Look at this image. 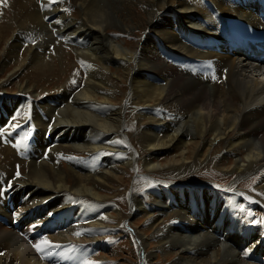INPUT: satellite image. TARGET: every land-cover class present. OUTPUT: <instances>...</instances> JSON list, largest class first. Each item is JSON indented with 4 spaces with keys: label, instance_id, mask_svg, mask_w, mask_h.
Masks as SVG:
<instances>
[{
    "label": "bare ground",
    "instance_id": "1",
    "mask_svg": "<svg viewBox=\"0 0 264 264\" xmlns=\"http://www.w3.org/2000/svg\"><path fill=\"white\" fill-rule=\"evenodd\" d=\"M0 6L11 24L10 29L0 25V73L8 68L0 79V131L8 115L4 110L15 101H26L19 121L24 120L23 126L38 115L34 109L39 103L26 96L38 94L36 81L20 76L29 69L39 78L51 74L49 53L61 61L62 41L75 46L70 50L84 72L77 88L58 87L43 100L47 118L39 124L41 118L36 117L33 124L56 136L58 144L49 145L31 128L36 131L35 145L29 146L34 155L19 159L14 150L27 149L26 138L16 145L18 134L9 133L17 126L4 131L8 141L0 146L6 161L0 162V184L9 179L20 212L10 217L0 199V216L7 219L0 220V264H60L44 247L56 254L66 251L70 259L80 254L87 258L111 225L136 215L147 227H127V236L135 237L144 250L133 264H149L155 250L168 259L166 264H255L256 256L264 264V223L257 213L264 212V200L241 192L237 184L253 174L264 190V65L244 58L246 43L232 36L238 25L228 22L264 30V0H0ZM137 8L140 15L134 14ZM138 30L145 35L137 43L110 36H135ZM23 40L32 45L21 54ZM7 83L14 86L11 93ZM39 147L49 149L45 160H37ZM14 154L18 161L12 159ZM15 164L23 169L19 179L10 177ZM210 165L232 180L219 185L210 179H184ZM136 176L149 186L140 193L134 192ZM127 179L130 187L125 188ZM19 194L28 196L23 201ZM167 195L170 205L160 201ZM124 198L129 205L125 216L118 206ZM51 199L49 212L63 218H37L44 210L41 203ZM209 206H215L214 215ZM76 210L85 217H75ZM222 215L227 227L219 229L216 223ZM215 216L218 219L209 220ZM230 229L235 237L229 236ZM41 233L47 235L40 238ZM244 237L250 243L246 251L238 248ZM149 239L156 240L153 251ZM37 244L44 251H38ZM84 260L110 264L106 258Z\"/></svg>",
    "mask_w": 264,
    "mask_h": 264
},
{
    "label": "rangeland",
    "instance_id": "2",
    "mask_svg": "<svg viewBox=\"0 0 264 264\" xmlns=\"http://www.w3.org/2000/svg\"><path fill=\"white\" fill-rule=\"evenodd\" d=\"M1 7V6H0ZM140 9V10H139ZM137 8V9H134V14H136V15H140L141 14V8ZM4 10H6L5 8L4 9H2L1 8V10H0V13L2 14H0V18L2 19H0V23H2V24H0L2 27H4V28H8V29H10V26H11V24H10V20L8 19L9 17V14H8V12L7 11H4ZM5 13V15H3L4 13ZM73 15H76V13L74 12V10H73ZM51 16V15H50ZM4 18V19H3ZM9 20V21H8ZM10 25V26H9ZM139 31V30H138ZM116 33V34H115ZM115 33H110V36L111 37H114V38H116L115 40H117L118 42L119 41H122V40H124L125 41V39H126V42H130V43H137V41H138V39L139 40H143L144 39V35H145V33H143V32H141L140 33V31L138 32V33H136V35L135 36H133V34L131 35V34H126V35H119L118 36V33L117 32H115ZM118 37H116V36ZM128 38H127V37ZM135 39H134V38ZM142 37V38H141ZM57 39H55V43H58V37H56ZM120 38V39H119ZM25 41V42H24ZM64 41H62L61 43H60V46H61V49H62V51L64 52V54H65V56L64 57H62V59H61V61H60V59H58V58H56L55 56H54V54L53 53H51L50 51L51 50H49V51H47V55H49V54H51V56H53V71H52V73L51 74H49V75H46V77L43 75H40V78H39V76H37V74L36 73H34V72H31L32 71V69L30 70H24L23 71V73L21 74V76L20 77H27V78H29V79H33V81L32 82H35V85L37 86V89H36V92L38 93V94H36L35 96H32V95H30V94H26V96H28V97H31V99L32 100H34L36 103H39L38 105H40V106H37L35 109H34V113L35 114H38L37 116H34L33 117V119H32V117H31V119H29L28 120V122L29 123H27V125H22L21 123H23V121L22 122H19V121H21L22 120V118H23V113H24V109H25V106H24V103L26 102L24 99L22 100V102L21 103H16V101H15V103L12 105V107L10 108V109H6V110H4V112L6 113V114H8L7 116L5 115L4 116V124H3V127L5 128H3L4 130H2V131H0V139L1 140H3L4 138V140H3V143L0 145V146H4V147H6L5 146V142H7L8 140H7V138H8V135L7 134H5V132L6 131H10V130H13V129H15V126H17V128L14 130V131H11L10 133H9V135H11V134H18L17 135V138L15 139V143H16V145H18V142H19V139L20 138H23V139H25V145L24 146H26L27 147V149H22V151H20L19 152V150L18 151H16V150H14L15 152H16V154L17 153H19V155L18 156H21L19 159H24V157L25 156H28L27 154H29L30 156H33L34 155V152L33 151H30L29 150V146H30V144L31 143H33V145H35V135H33V134H35V132L36 131H34L35 130V128H36V126H34L33 127V124L35 125V120H36V117H40L41 119H40V122H39V124H42V122H44V120H46L45 118H47V115H45V114H47V113H45V109H43V107L41 106V103L43 102V100L44 99H46L47 97H51L52 95H55L54 94V91L55 92H57V91H59V90H61V89H68L69 87V91H71V89H73V88H77L78 87V85H80L79 83H81L80 81L82 80V77H83V69L81 68L82 66L80 65V64H78L77 62H76V60H75V56H74V54L72 53V51L70 50L71 48L73 49V48H75V46L74 47H72L73 45H71V44H69V43H67V42H64ZM25 43V44H24ZM29 43L30 42H27L26 40H23L22 41V44L24 45V47L22 48V50H20V53L22 54L23 52H24V50L28 47V45H29ZM66 43L68 44V45H66ZM31 45H32V43H30ZM69 45H71V46H69ZM51 47V46H50ZM50 47H49V49H50ZM71 47V48H70ZM77 47V46H76ZM67 50L69 51V53L67 52ZM66 51V52H65ZM50 52V53H49ZM49 53V54H48ZM46 60H49V57L48 58H46ZM52 61V60H51ZM62 61H64L63 63H62ZM59 62H61V63H59ZM68 63V64H67ZM59 66H58V65ZM62 64V65H61ZM62 66V68H61V66ZM73 65V66H72ZM59 68H58V67ZM64 66V67H63ZM71 66L73 67V68H71ZM76 66V67H75ZM71 68V69H70ZM8 69V68H7ZM7 69H4V73H0V79L1 78H3V77H5V76H7V73L8 72H6L7 71ZM67 69V70H66ZM57 70V71H56ZM63 70V71H62ZM68 70H69V72H68ZM75 70H77L76 72L78 73L77 75H74V74H76L75 73ZM30 73H31V75H30ZM35 74V75H34ZM65 74V75H64ZM72 74H73V76H72ZM29 76V77H28ZM79 76V77H78ZM81 76V77H80ZM31 77V78H30ZM43 77V78H42ZM45 77V78H44ZM72 79H71V78ZM36 78V79H35ZM43 80H42V79ZM49 78V79H48ZM56 78H58V79H56ZM62 78V79H61ZM77 78V79H76ZM255 78L256 79H260V76L258 77V76H255ZM52 79V80H51ZM53 79H56L55 81L53 80ZM61 79V80H60ZM48 80V81H47ZM80 80V81H79ZM44 81V82H43ZM68 81V82H67ZM52 82H53V84H52ZM39 83H40V85H39ZM46 83V84H45ZM74 83V84H73ZM56 84V85H55ZM68 84V85H67ZM69 84H71V85H69ZM10 85V86H9ZM58 85V86H57ZM64 85V86H63ZM76 85V86H75ZM6 87V89H7V91L9 92V93H11V90L14 88V86L13 85H11V84H8L7 83V85H5ZM42 86V87H41ZM47 87V88H45V87ZM55 86V87H54ZM72 86V87H71ZM74 86V87H73ZM12 87V88H11ZM40 87V88H39ZM59 87V88H58ZM62 87V88H61ZM59 90H58V89ZM61 88V89H60ZM5 89V90H6ZM50 90V91H49ZM54 90V91H53ZM42 91V92H41ZM4 92L3 91H0V94H3ZM52 93V94H51ZM48 94H50V95H48ZM15 97H17V96H15ZM67 99H69V95L66 97ZM66 98H65V100H66ZM18 99V97L17 98H15V100H17ZM38 100V101H37ZM62 100H64V98H61V100L60 101H58L57 103H60ZM23 103V104H22ZM4 104V101L2 102V100L0 99V108L2 109V105ZM17 106V107H16ZM41 107V108H40ZM50 107H52V106H50ZM20 109V110H18V109ZM41 109V110H40ZM43 109V110H42ZM3 110V109H2ZM8 110H9V112H8ZM15 110V111H14ZM39 111V112H38ZM16 112V113H15ZM42 112V113H41ZM21 114H22V116H21ZM18 115V116H17ZM41 115H44V116H41ZM19 116H21V117H19ZM46 116V117H45ZM9 117V118H8ZM11 117V118H10ZM44 117V118H43ZM52 118V117H51ZM13 120V121H10V120ZM53 119V118H52ZM1 120V119H0ZM17 121V122H16ZM6 122V123H5ZM14 125H12V124ZM16 123V124H15ZM19 124V125H18ZM39 124H38V127L36 128L37 130H39L38 132V135L39 134H41V137L43 138V141L44 142H46V143H48L49 145H51V143H54V145H56V144H58L59 143V140H58V138L56 137V136H53V137H51V135L50 134H46L45 133V130H41V128H40V126H39ZM9 125V126H8ZM49 126L50 124H48V123H46V126ZM8 126V127H7ZM12 126V127H11ZM10 128V129H9ZM13 128V129H12ZM20 128V129H19ZM23 128V129H22ZM31 128H34V130H31ZM8 129V130H7ZM6 130V131H5ZM21 130H23V131H21ZM5 131V132H4ZM18 131V132H17ZM25 131H27V133H25ZM22 132L24 133V134H22ZM29 132H31V136L30 135H28V133ZM20 133H21V136H19L20 135ZM2 135H3V137H2ZM49 135V136H48ZM7 137V138H6ZM48 138V139H47ZM33 139V140H32ZM45 139V140H44ZM70 139H71V137H69L68 138V141H70ZM6 140V141H5ZM29 140H30V142H29ZM53 141V142H52ZM56 141V142H55ZM4 144V145H3ZM7 144V143H6ZM29 144V145H28ZM4 147H0L1 149H3ZM39 149V151H38V154L36 153L35 155L36 156H38V158H37V160H45L46 159V157H47V153H48V151H49V149H48V147H45V148H41V147H39L38 148ZM47 151V152H46ZM26 152H29V153H26ZM33 152V153H32ZM21 154V155H20ZM25 154V155H24ZM2 156H1V154H0V162H2V161H4V163H6V161L5 160H3V157L1 158ZM45 158V159H44ZM12 159L13 160H15V161H18L19 159L15 156V154L14 155H12ZM28 160V159H27ZM30 160V159H29ZM17 168H16V167ZM15 166L14 165H12V168H11V170L10 171H12L11 172V175H10V177L12 178V177H14L15 179H19L20 178V172H22L23 171V169H22V171H21V167H19L18 165H16L15 164ZM213 168H214V170H213ZM16 169H18V170H16ZM208 169H212L213 171V173H211V171H210V173L208 172L209 170ZM15 170V171H14ZM218 170V171H217ZM222 169H220L219 170V168H217V167H214L213 165L211 166H207V169H206V167H201L200 168V170H198V171H200V172H202V173H199V174H197V175H195V176H193L192 174L191 175H189V176H187V177H185L184 179L185 180H190V181H197V182H202V181H205V180H213L215 183H217V184H219V185H221V183H222V185H226V184H228L231 180H232V178L233 177H231V176H228V175H226L225 176V174L223 173V171H221ZM216 172H217V174H216ZM14 173V174H13ZM17 173H19V175H17L16 176V174ZM219 173V174H218ZM206 175V176H204V175ZM212 174H213V178H212ZM12 175H14V176H12ZM204 177H203V176ZM210 175V176H209ZM215 175V176H214ZM218 175V176H217ZM223 176V177H220V176ZM192 176V177H191ZM209 176V177H208ZM228 176V177H227ZM17 177V178H16ZM140 177H142V178H144L143 176H140ZM217 177V178H216ZM136 178H138V179H134L132 182H133V186H135V189H134V192L135 193H140L141 192V190L144 188V190H146V188L147 187H149V186H145L142 182H141V179L139 178V176H136ZM156 178H161V177H156ZM199 178V179H198ZM225 178V179H224ZM231 178V179H230ZM249 178L250 180H247V179ZM255 177H254V175L253 174H250V175H248V176H246V177H244L243 178V180L241 179L237 184H238V186L241 188L242 186V188L240 189H238V186H237V189L238 190H240L241 192H251L250 194H252L253 196H257L258 198H261V199H263L264 200V190H262L261 188H259V185H258V182H256L255 181V179H254ZM163 179V178H162ZM195 179V180H194ZM218 179H220V180H218ZM224 179V180H223ZM229 179V180H228ZM257 179V178H256ZM8 181H9V179H7ZM166 180H172V181H175V182H177V183H174L175 185H177V184H180L181 185V182H179V181H177L176 179L174 180V179H170L169 177L168 178H166ZM187 180V181H188ZM223 180V181H222ZM6 182V183H1L0 185H5L6 186V188L4 189V194L3 195H0V199H2V202L4 203L3 204V206L5 207V209L7 210V212L9 213V216L10 217H12V218H14L13 216H12V214H13V212H20V210H17V208H15L16 206H15V202H14V200L16 199V196H15V198H14V196H13V194L12 193H14V191L13 190H11V189H13V187L12 186H9V182ZM131 181L130 179L128 180H126V182H125V188L126 187H130V185H129V182ZM136 181H138V182H136ZM140 181V182H139ZM244 181V182H243ZM249 181V182H248ZM221 182V183H220ZM241 182V183H240ZM246 182V183H245ZM140 183V184H139ZM142 183V184H141ZM240 183V184H239ZM243 183V185H241ZM253 183V184H252ZM246 184V185H245ZM249 184V185H248ZM136 185H138V187H136ZM139 185H141L142 187H140ZM180 185H178V186H180ZM255 186L254 188L252 187V186ZM244 186H247L246 188L244 187ZM259 189H258V188ZM142 188V189H141ZM136 189H138V190H136ZM139 189H141V190H139ZM243 189V190H242ZM246 190V191H245ZM247 190H249V191H247ZM140 191V192H139ZM256 191V192H255ZM195 193V192H194ZM6 194V195H5ZM142 194V193H141ZM23 195V194H22ZM22 195H20L19 194V196L21 197ZM259 195V196H258ZM25 198H24V197ZM22 196V200L24 201V200H26V198H27V194L26 195H23ZM4 197V198H3ZM169 195H167L165 198H164V196L163 197H161L160 198V201H162L163 203H165L166 202V204H169L170 205V201H169ZM19 198V197H18ZM61 198H62V196H61ZM54 199H51V200H49V201H46V202H44V203H41V208H43L44 207V210H41V215L40 216H38L37 218H45V217H47V215L49 216V217H52V218H50L49 220H52V221H54V219H56V220H59L60 218H63V214H60V215H51V212H49L50 210L46 207L47 205V203H49V202H51V201H53ZM122 200V201H121ZM119 202H118V206L119 205H121V206H119V209H120V212H122V211H124V212H122L123 213V215L125 216V215H127V212H128V210H129V208H128V200L126 199V198H124V199H121ZM168 200V201H167ZM148 201V200H147ZM115 203H116V201H115ZM112 204V203H111ZM6 206H8V207H6ZM122 206H123V208H122ZM198 206H199V201H198ZM122 209H121V208ZM8 209L10 210V211H8ZM46 209V210H45ZM48 209V210H47ZM200 210H201V213H203V212H205V211H203V209H201L200 208ZM212 210V211H211ZM258 211H257V213H261V222H263L264 223V219H263V216H262V213H264L263 211H261V210H259V209H257ZM1 211V210H0ZM42 212L44 213L45 212V214H42ZM78 214H77V213ZM76 212H75V217H82V216H84L85 217V215L82 213V212H80V211H78V210H76ZM208 212H210L212 215H214L215 214V206H209V211ZM217 212V211H216ZM12 213V214H11ZM204 215V214H203ZM210 215V214H209ZM217 216V215H216ZM216 216L215 217H210V221H213V219L214 218H216ZM21 217H22V214H21ZM56 217V218H55ZM23 218H24V215H23ZM237 218H241L240 216H238ZM204 219V218H203ZM216 219H218V217L216 218ZM224 219H225V216L224 215H222V217L220 216L219 217V219H218V221H217V226H216V228L218 227L219 229H222L223 227H227V224H226V222H223L224 221ZM0 220H2V222H6L7 221V219L5 220L3 217H1L0 216ZM131 220V221H130ZM241 220L242 221H244V218H241ZM241 221V222H242ZM132 222H134L136 225H132ZM215 222V221H214ZM221 223V224H220ZM129 224H131V225H129ZM14 225L15 224H13L12 223V225H10L11 226V228H13L14 227ZM116 225H118V226H116ZM128 225V226H127ZM112 226V230L110 231V229H108V231H106V232H104V235L102 236L103 237V239L102 240H100L98 243H97V245L98 244H100V245H98L97 246V248H95V249H93L92 251H90V253H89V255L90 256H88L87 255V258H84V257H82V254H80V255H77L76 257H71V259L70 258H67L68 257V255H65L66 254V251H64L63 253H65V254H63L60 250H59V252L56 254V252L54 253V250H52L51 248H49V247H44V248H48V251L51 253V251H52V256H53V258L55 259V260H60L61 261V263L60 264H84V263H86V262H83V260L85 259V260H97V259H99V258H103V259H107V261H109V263L110 264H112V262H113V264H133V263H138L139 262V260H141V252H144V250L142 249V247L140 246V243H139V241H137V239L135 238V237H133V236H131V237H129V236H127L128 234H127V227H129V228H131V229H133V230H136V231H138V229H142V230H144L145 229V227H147L145 224H144V222H143V220H142V216L140 217V215L139 216H137L136 215V217H134V218H129V217H124V219H122V221H121V223L120 224H113V225H111ZM110 226V227H111ZM219 226H221V227H219ZM61 228H63V227H61ZM118 228V229H117ZM14 229L16 230V228L14 227ZM119 229H121V230H119ZM49 232H48V234H53V233H55V231H52V230H48ZM56 231H58V229L56 230ZM215 233L218 235V232L217 231H215ZM147 234V233H146ZM229 236L230 237H235L236 236V234L234 233V230H231L230 229V231H229ZM233 234V235H232ZM44 234H42L41 233V235H40V238L41 237H44L45 235H47V234H45L44 236H43ZM146 237H150V234H148V235H145ZM144 236V237H145ZM246 238H247V235L245 236ZM244 237V239H243V241H240L239 240V242H240V244H239V246H238V248L240 249L241 248V250L242 251H246L247 249H248V247H249V245H250V243H248V241H246V238ZM114 239V240H113ZM105 240V241H104ZM155 241L156 240H151V239H149L148 240V243L149 244H151L150 246H148V247H150V249L153 251V250H155L154 248H155V245L153 244V243H155ZM242 242V243H241ZM244 242V243H243ZM230 246L232 247L233 245L230 243ZM124 249V250H123ZM143 250V251H142ZM141 251V252H140ZM157 250H155V251H153V256L150 258V262H149V264H157L156 263V261L157 260H159L160 261V263L159 264H166L167 263V261H168V259L167 260H165L163 257H162V254H161V252H159V251H157ZM3 252L4 251H1L0 252V255H2L3 254ZM134 252V253H133ZM50 253H47V255H50ZM67 253H70V251H67ZM134 254V255H132V254ZM140 254V255H139ZM59 255V256H58ZM55 256L57 257V258H55ZM63 257V260H62V257ZM65 256V257H64ZM247 256H250V255H247ZM41 255H40V257H39V260L40 261H42L41 260ZM60 259H59V258ZM78 257H79V259H78ZM81 258V259H80ZM66 259H68V260H66ZM83 259V260H82ZM254 259V258H253ZM260 259H262L261 257H259V256H256L255 257V260L256 261H254L255 262V264H260L259 262H258V260H260ZM65 260V261H64ZM84 260V261H85ZM63 261V262H62ZM67 261V262H66ZM72 261V262H71ZM74 261V262H73ZM76 262V263H75Z\"/></svg>",
    "mask_w": 264,
    "mask_h": 264
},
{
    "label": "snow or ice",
    "instance_id": "3",
    "mask_svg": "<svg viewBox=\"0 0 264 264\" xmlns=\"http://www.w3.org/2000/svg\"><path fill=\"white\" fill-rule=\"evenodd\" d=\"M28 135H31V132H29ZM17 175H19V173H17ZM3 194H4V189L0 188V195ZM41 243L49 244L50 247H60V245H51L50 242H48L47 240H43L41 241ZM35 247L37 248L38 251H44V249L40 248L39 244L35 245ZM245 255H247V253H245Z\"/></svg>",
    "mask_w": 264,
    "mask_h": 264
}]
</instances>
